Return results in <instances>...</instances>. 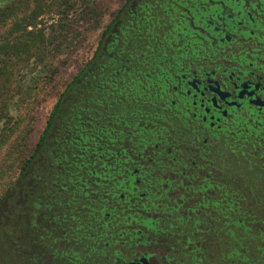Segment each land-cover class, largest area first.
I'll return each mask as SVG.
<instances>
[{
  "label": "flooded vegetation",
  "instance_id": "1",
  "mask_svg": "<svg viewBox=\"0 0 264 264\" xmlns=\"http://www.w3.org/2000/svg\"><path fill=\"white\" fill-rule=\"evenodd\" d=\"M142 1L137 3L140 25L152 18L148 0ZM134 3L130 0L125 10ZM153 3L163 13L170 12L167 20L171 27L163 36L164 50L156 49L155 34L146 33L154 49L149 56L124 57L119 52L116 56L108 53L107 57V64L117 67L114 77L132 93V100L125 97L124 103L135 118L132 126H149L128 128L120 136V129L101 125L98 133H105L96 135L97 140L87 137L85 144L80 142L87 144L88 150L94 147L91 150L98 164L90 176L95 188L101 189L92 191V197L99 196L104 206L103 220L108 228L105 237L113 231V240L103 243L112 264L141 257L147 264H155V255L163 253L156 248H170L160 239L151 243L153 248L148 245V251L135 249L126 258L122 255V234L139 247L146 243L139 239L144 234L166 237L170 228L179 232L186 229L185 246L192 241L187 235L190 227L196 228L198 215L203 225L204 216L218 214L220 202L226 200L232 202L233 216L240 197L250 201L246 193L238 191L244 181H250L245 186L264 187V0ZM128 64L134 69L130 70ZM114 77L109 81L114 83ZM115 100V109H120L123 102ZM110 130L114 136L109 137ZM101 137L107 138L103 143L106 149L100 144ZM124 138L134 140L126 141L128 147H124L126 143L120 140ZM168 201L173 204L167 206ZM207 201L210 209H205ZM181 208L183 214L193 212L188 225L186 219L181 221L184 228L173 226L166 218ZM69 215L65 221L73 224L71 212ZM92 220L91 215L86 224L91 225ZM69 239L73 241L65 247L75 248L74 238ZM67 257V263L73 264L71 256Z\"/></svg>",
  "mask_w": 264,
  "mask_h": 264
},
{
  "label": "rangeland",
  "instance_id": "2",
  "mask_svg": "<svg viewBox=\"0 0 264 264\" xmlns=\"http://www.w3.org/2000/svg\"><path fill=\"white\" fill-rule=\"evenodd\" d=\"M123 1L0 0V2H3L0 3V13L5 8L10 7V5H14L17 9L12 15H8L6 11H3L9 17L8 23L15 29L9 33L4 32L6 27L2 30L0 29V68L7 66L4 70L9 73V79L0 85V88L4 89L3 93H0V133L4 131V127L7 130L13 120L19 121L17 123L18 131L16 136L6 140L0 147V160L2 161L0 168L5 170L0 177V194L13 178L10 175L13 166H17L21 156L30 152L45 124L47 114L57 95L92 56L102 29L114 17L116 10ZM139 1L143 2L142 0H134L135 3L132 8L120 14L119 20L114 22L110 32L105 36L100 51L93 58L92 63L84 74L85 76L83 75L77 79L76 84L71 86L70 90L65 94L53 127L49 130L40 153L42 162L43 160H48L49 155L56 156L57 154L67 153L68 148L63 147L62 150H59L61 140L57 139L56 142L54 140L58 134L65 133V137L69 136L75 141L82 134L97 140L96 135L101 136L105 133L103 131H100V134L98 133L97 128L101 125L104 128L120 129V136L125 134L128 128L136 130L140 125L149 126L145 123L132 126L135 118L134 120L132 119V116L129 115L131 110L124 104L127 101L125 97L129 96V100H132V93L127 89V85L122 86L120 80L114 77L113 70L117 69V67L107 64L109 62L107 59L108 53L116 56L120 52L119 55L124 57H127V55L141 58L149 56L154 49L149 44L150 39L148 40L146 33L155 34L157 36V42L155 41L156 49L159 51L164 50L166 42L163 36L166 35V32L171 27L167 20L170 12L163 13L162 8L156 7L153 0H148L147 4L151 7L148 15L152 18L150 22L140 25L137 20L139 17L137 3ZM158 1L160 2V0ZM178 9L182 10L181 8ZM27 21L29 23L25 24ZM15 24L20 25V28H16ZM23 25L25 26L24 30ZM31 31L32 33H26ZM37 31H42L43 35L40 36ZM30 44L32 45L31 54H33L31 56L24 51L25 47L27 45L30 46ZM3 50H7V52L4 53ZM128 67L131 70L133 65L128 64ZM140 69L143 72L144 66L142 65ZM111 77H114V83L109 81ZM122 77L125 78L123 74ZM114 99L123 102L120 109H115V105L118 102L113 103ZM123 109L127 110H124V112L122 111ZM118 115L121 117H117ZM117 119L118 121H116ZM108 134L111 137L114 136L115 132L110 130ZM21 137L24 139H21ZM101 139L100 144L106 149L103 143L107 142L105 140L107 138L103 139L101 137ZM120 140L122 143H126L122 146L128 147V142L126 141H132L134 138ZM73 144L76 143L74 142ZM79 145L83 146L80 142ZM70 149L75 154L79 153L74 146L70 147ZM91 149H94V147L89 146V150L83 151L88 152L87 160L89 162L88 165H85L88 170L94 169L96 164H98ZM8 150L11 154L9 157H5V153ZM80 159L68 156L66 160L61 161L62 163L57 162L53 166L55 174L66 176L65 171L67 172V170L64 169L74 171L76 168L74 163H79ZM84 161H86L85 157L83 158ZM81 169H84L83 166ZM82 175L85 176L84 173ZM73 180L71 178V181L67 182V180H64L60 182L64 186L67 185V197L70 198L67 209L71 210L72 215L75 209L79 208V211L84 210L83 213H85L88 209L87 205L91 202V196H93L92 191L96 187L93 184L94 179L91 176L84 179L80 178L78 186H80L81 192H78V194L75 187H73ZM59 181L60 178L55 177V183H59ZM42 188L44 187L42 186ZM193 197L197 201L198 197L195 195ZM75 198L80 199L76 200ZM209 199L212 198L210 197ZM239 199L238 204L245 212L248 213L250 209H253L251 214L254 213V208L251 207L249 200L242 197ZM83 204L84 206L81 208L80 205ZM172 204L170 201L166 203L167 206ZM208 208L210 209V205L207 201L205 209ZM156 211L161 213L160 209ZM165 213L166 211L164 210L162 214ZM192 214L193 212L183 214L181 208L180 212H170L169 216H165L173 226H183L184 228L185 226L181 221L186 219L188 225L189 217H192ZM197 217L201 218L200 215ZM161 218L159 216L158 221ZM204 218L209 221L207 226L211 228L221 225L222 218L219 213L210 212V216H204ZM175 219L180 220V223L175 224L177 222ZM248 221L249 225L252 226L253 222L249 219ZM194 226L196 227L195 229L190 227V234L198 231L201 227V221H198ZM165 228L167 227L165 226ZM22 229L20 227L21 241L15 247L11 246L14 254L7 253V255L6 247H4L5 251L0 248V261L2 264H51V259L47 252L39 247L37 242L33 240L32 235L24 230L22 232ZM144 235L143 237L140 236L139 239L143 238L146 241L143 244L145 246L141 245L138 247L128 242L122 234L120 238L124 249L122 255L127 258L135 249L147 250L148 245L153 248L151 243L163 240V243H167L170 248L169 250H165V247L156 248V250L163 253L155 255V264H188L192 249L191 244L196 245L195 243H197L199 245L197 241H189L190 243L184 246L186 229L179 232L176 228H170L166 233V237H164V234ZM44 239H46V236ZM200 244L204 245V243ZM56 246L61 248L60 245ZM33 254L34 258H32Z\"/></svg>",
  "mask_w": 264,
  "mask_h": 264
},
{
  "label": "trees",
  "instance_id": "3",
  "mask_svg": "<svg viewBox=\"0 0 264 264\" xmlns=\"http://www.w3.org/2000/svg\"><path fill=\"white\" fill-rule=\"evenodd\" d=\"M129 1L125 0L116 10L114 17L106 23L99 35L92 56L57 95L47 114L45 124L30 152L21 156L17 166H13L10 174L13 178L0 194V248L5 251L4 247H6V254H14L11 246L15 247L21 241L20 227H22V232L23 230L27 231V233L32 235L33 240L37 242L39 247L47 252L51 259V264H68L67 255L71 256L73 264H112L109 250H106L103 243L106 240H113V231L107 232L110 236L108 238L105 237L108 228L103 220L104 206L101 204L99 196H91V202L87 205L88 209L86 210L88 215L83 213L84 210L79 211L80 208L75 209L76 213L71 217L74 221L73 224L65 221L71 212L69 208L67 209L70 198L67 197V185L64 186L60 182L64 180L68 182L73 178V187L77 190L76 193L81 192L80 186H78L80 178L84 179L91 174V170H88L85 166L89 162L87 160L88 152H83L87 149V144L85 146L79 145V142L84 143L87 140V135H79L77 141H75L69 136L65 137V133L58 134L54 140L55 142L57 139L61 140L59 150H62L63 147L68 148L67 153L57 154L56 156L49 155L48 160H43V162L40 159V153L44 147L48 132L53 127L65 94L70 90L71 86L76 84L77 79L85 74L93 58L99 53L105 36L128 6ZM10 7L5 8L0 13V29L2 30L6 27L4 32L7 33L15 29L7 20L9 18L8 15H12L17 9L14 5H10ZM3 11H6L8 15H5ZM26 23L29 22L27 21ZM22 27L24 30L25 26L23 25ZM16 28H20V25H16ZM26 33H32V31ZM37 34L43 35L42 31H37ZM31 47L32 45L30 44L24 49L29 56L33 55L31 54ZM3 52L6 53L7 50H3ZM4 68H0V85L9 79V73ZM3 91L4 89L0 88V93H3ZM15 120L12 121L11 126L7 127V130L4 127V131L0 133V147L6 140L16 136L18 131L17 123L19 121ZM21 139L24 138L21 137ZM74 142L76 144H73ZM73 146L79 153L75 154L71 151L70 147ZM10 154L9 150L6 151L5 157H9ZM68 156L81 158L79 163H74L76 165L74 171L64 169L67 170V172L65 171L66 176L55 174L54 164L57 162L62 163L61 161L66 160ZM84 157L86 161L83 162ZM1 164L2 161L0 160V166ZM82 166L84 169H81ZM4 172L5 170L0 168V177ZM243 172L246 177V172ZM55 177L60 178L59 183L57 182L58 184L55 183ZM249 182L244 181L245 185ZM93 184H95V181H93ZM245 185H240L238 191L241 194L246 193V197L249 196L247 199L250 198L254 213L251 214L253 209L251 210L250 208V212H245L237 201L236 214L231 216L230 207H232V202L226 200L225 202H220L221 225L211 228L207 226L209 221L204 218L202 221L203 225L201 224L198 231L187 235L193 242H199V245L192 246L188 264H264V187ZM99 189L101 188L97 187L93 191L97 192ZM113 189L114 186L110 188L109 193ZM75 199L79 200L80 198ZM82 206L84 204L80 205L81 208ZM91 215L93 218L92 223L87 225L86 222ZM248 219L253 222L252 226L248 225ZM199 221H201V218H199ZM202 227L204 228L203 233L201 232L203 231ZM57 232L58 234L56 235ZM45 236L46 239H44ZM70 236L75 240V248H70L69 245L65 247V243L73 241H70ZM200 243H204V245ZM56 245H60L61 248H57ZM16 250L18 251V249ZM102 254L107 255V257H103ZM34 257L33 254L32 258ZM0 264H2L1 261Z\"/></svg>",
  "mask_w": 264,
  "mask_h": 264
},
{
  "label": "water",
  "instance_id": "4",
  "mask_svg": "<svg viewBox=\"0 0 264 264\" xmlns=\"http://www.w3.org/2000/svg\"><path fill=\"white\" fill-rule=\"evenodd\" d=\"M126 264H147V260H146V258L141 257L136 261H129Z\"/></svg>",
  "mask_w": 264,
  "mask_h": 264
}]
</instances>
